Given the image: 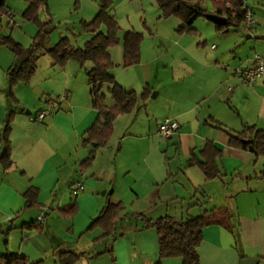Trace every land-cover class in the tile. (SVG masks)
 <instances>
[{"label": "crops", "instance_id": "obj_1", "mask_svg": "<svg viewBox=\"0 0 264 264\" xmlns=\"http://www.w3.org/2000/svg\"><path fill=\"white\" fill-rule=\"evenodd\" d=\"M79 6L86 23L92 22L100 11L98 0H80ZM112 12L116 14L114 4ZM156 14L158 18L164 17L158 4ZM263 22L264 19L262 23L257 20L260 26ZM136 26L139 23L131 28L140 31ZM263 30L264 26L262 31L252 33L255 51L244 65L252 64L255 53L264 52ZM183 33H176L174 45L166 46L170 53L176 48L172 54L155 43L158 38L164 44V34L158 31L142 47L139 62L111 68V74L129 89L137 87L133 76L125 74L127 69L135 71L142 88H149L151 93V84L157 78L158 85L153 88H158L155 96L161 98L151 109L152 106H147L150 93L138 108L119 115L111 136L121 129L120 138L130 140L118 152L110 150L108 155L99 152L106 143L96 150L94 161L87 166H83V161L94 147L83 145L82 139L97 118L98 110L93 105L85 67L72 59L62 67L53 65V60H45L47 66H37L35 82L15 85L16 99H13L8 93L5 73L14 62L7 67L0 63V133L13 112L10 132L13 163L8 169L0 163V223L4 229L14 225L7 234L0 232V255L17 252L38 264H61L62 251H71L78 255L74 264H156L157 230L145 227L142 219L131 217L133 212L144 211L152 218L167 213L187 217L201 213L204 208L226 206L233 213L235 232L220 224L206 226L199 246L200 264H240L247 256L257 257L258 264H264L261 157L256 156L255 148L250 149L252 145L247 148L231 145L225 130L226 127L238 131L244 124L264 129V76L253 84L244 82L235 72L239 65L228 67L224 55L211 51L217 49L216 44L210 50L193 51ZM87 34L90 38L92 33ZM223 35L218 34V38ZM119 45L123 46L122 42ZM122 61L123 54L117 62ZM29 92L38 96L40 102L33 105L38 110L47 106V100L53 98L50 96L60 98L59 107L43 120L37 119V114L30 116L31 108L23 110L26 105L31 106L27 99ZM225 96L230 112L225 110ZM109 102L112 104L113 99ZM166 117L179 123L178 130L169 137L158 132ZM172 138L180 144L173 156L166 148L167 139ZM208 140L223 151L219 160L222 173L209 180L197 164L188 163L192 150L198 153ZM2 148L0 141V152ZM77 181L84 182L85 188L74 195L71 188ZM30 187L38 189L39 209L25 207L23 194ZM67 190L75 196L74 201ZM109 200L122 202L125 208L114 235L105 236L103 227L89 228V225ZM73 203L74 213L66 211ZM36 220L42 223V229L24 225ZM182 262L181 257L162 259V264Z\"/></svg>", "mask_w": 264, "mask_h": 264}, {"label": "trees", "instance_id": "obj_2", "mask_svg": "<svg viewBox=\"0 0 264 264\" xmlns=\"http://www.w3.org/2000/svg\"><path fill=\"white\" fill-rule=\"evenodd\" d=\"M98 1L100 11L96 18L90 23L83 22L86 30L92 33L84 45H75L68 34L61 35L58 41L47 45L46 42L53 26L50 20L41 21L39 17L40 8L46 3V0H28V6L24 11V17L35 21L38 25L30 45H23L11 35H7L1 40L3 44L9 46L17 58V61L7 69V88L13 99H16L15 85L31 80L37 70L38 59L43 53H49L52 56L53 65L62 67L68 60L72 59L85 67L93 105L98 110V116L85 131L82 139L83 145L93 144L94 147L90 155L83 161V166L91 164L94 161L96 150L107 143L113 133L116 118L138 108L141 101H145L151 93L149 88H145L142 93L135 89L126 88L111 74L110 70L115 66L111 48L122 42L124 65L137 63L141 57L143 32L134 28L122 29L116 15L112 12L115 0ZM227 1H230L231 5H227ZM156 2L162 10V16L175 15L181 19L177 31L182 33L194 32L195 28L192 21L201 14L209 18L211 14L226 16V24L215 23L217 30L228 29L231 24H246L245 10L242 8L244 0H213L214 12H208L206 8L199 5H192L188 0H156ZM5 5L6 0H0V9L5 8ZM79 5L80 0H75L76 8ZM102 25H105L106 29H102ZM248 27L253 28L254 26ZM87 62H91V65H87ZM105 86L113 99L112 104L106 102ZM12 118L13 112L4 121V127L0 133V141L3 143L0 163L4 169H8L13 163L10 139ZM217 126L222 127V124L218 123ZM225 130L229 133L231 145L239 148H247L252 145L255 148L256 156L264 157L263 128L254 124H244L243 128L238 131H232L226 127ZM246 139H250V143L246 142ZM222 154V149L213 140H208L198 153L192 150L188 163L197 164L204 172L207 180L213 179L222 173L219 165ZM23 195L26 199V208L40 207L36 187H30ZM124 208L122 202L114 203L109 200L101 208L98 215L93 218L89 228L98 225L105 229V236L114 235L117 221L121 218ZM75 209L76 204L73 203L65 210L74 213ZM232 216L233 213L226 206L204 208L201 213L187 217L167 213L152 218L144 211L131 214V217L135 219H142L145 227H154L157 230L159 259L156 264H162L164 257H181L182 264H200L199 246L204 238V228L211 224H220L235 232L236 224L232 222ZM24 225L34 226L37 229L43 228L42 223L37 222V220ZM13 227L14 225L11 224L7 229H4L0 223V232L7 234ZM239 253L244 256L240 250ZM77 258L78 255L71 251H62L60 254L61 264H74ZM0 264H38V261L32 262L25 255L17 252H6L0 255Z\"/></svg>", "mask_w": 264, "mask_h": 264}, {"label": "rangeland", "instance_id": "obj_3", "mask_svg": "<svg viewBox=\"0 0 264 264\" xmlns=\"http://www.w3.org/2000/svg\"><path fill=\"white\" fill-rule=\"evenodd\" d=\"M245 1L249 5L250 9H252V11L254 12L256 19L261 21L262 23V20L264 19V0ZM189 2L193 5L197 4L202 8H206L208 12L215 11V5L213 0H189ZM28 3V0H6L5 8L0 9V63H5V67L10 65L12 61L16 62L17 58L15 57L14 53L11 51L9 46L3 44L1 40L7 35H11L15 40L21 42L25 46H28L33 42V35L38 29V25L35 21L28 20L24 17V11L27 8ZM79 7L76 8L75 0H46V3L40 8L39 17L41 21L50 20L53 26V30L51 31L48 37V41L46 42L47 45L55 43L56 41H58L61 35L66 34L71 36V38L73 37L75 39H72L74 43L78 45H84V43L89 39V36L83 23L82 15L78 11ZM156 8L157 4L155 0H115L114 3L115 13L117 14L115 15L116 17H118L122 29L126 30L125 28H131L134 23H139L140 26L136 27H138V29L143 32L141 49L143 46H145L147 42L151 41L152 38H154L152 36H154L155 33L159 31L164 34V37L162 39L164 44L162 45L161 40L158 38L156 39L155 43H157L160 48L162 47L166 53L172 54L176 51V48L173 47L170 53L167 51L166 46L174 45V36H176V33L182 34L181 32L177 31V28L181 23V19L175 15L170 17L158 18L156 14ZM192 25L195 28L194 32L191 31L183 33L185 34L187 40H190L192 50L196 51L198 50V48H209L208 50H210V46L212 44H216L217 49H211V51L224 55L225 65H228V67L229 65H232V68L236 67L235 65H243L248 60L249 56L252 55L253 51H255L253 47L256 41L255 37L251 38V36L253 35L252 33H255L256 31H262L264 26H260L259 24H257L255 28L249 29V27H246L245 23H241L240 25H229L228 30H217L215 23L204 14H201L195 19H193ZM103 27L104 29H106L105 25ZM218 34H224L223 38H218ZM203 43L206 44L204 45ZM122 54L123 46L119 45V43L111 48L112 59L115 62L114 67L126 66L124 65L123 61L120 62V64L119 62H117L120 61V59L122 58ZM39 58L41 60L40 61L38 59L39 67L47 66V63L45 64L43 61L53 60L52 56L49 53H43ZM87 65H91V62H87ZM130 65H134V63ZM7 69L5 73L6 79ZM170 71L171 66H169L168 69V72ZM36 72L34 73L33 77L29 82H35L36 79L34 78ZM128 73H130V75L133 76L134 81H136L135 85L137 87V91L139 93H142L144 88H142L143 85L140 83L141 81H138L139 78L137 73L135 71L134 73H132L131 69L130 71L129 69H127V71H125V74ZM156 79L157 78H155L154 83L151 84L153 92L151 93V96L147 103V106H152L151 109H154L155 104H157V102H159L161 98V96H155V92L158 91V88H153L154 85H158L156 83ZM38 82L41 83V80H38ZM23 86H26L27 88L30 87V89L33 90L31 86H28L26 84H23ZM104 90L106 92V97L108 98L106 102H109L110 100H112L111 94L108 91L107 87H105ZM50 97H53V99H57L56 96ZM27 99L31 106L26 105L25 109L23 110L24 112H26L28 109L31 108L32 112L29 115L33 116L34 114H37L40 111L36 108V106H33L36 104V102H40L39 98L38 96H36L35 93L29 92V94H27ZM227 99L228 96H225V110L230 112V108L227 107L229 106ZM58 107L59 104L54 108ZM151 111L152 110H150V112ZM117 120H119V117L117 118ZM120 132L121 129H117L116 133L110 136L111 138L107 141L106 146L102 147L99 152H104L105 155H108V152L110 150H113L114 153L118 152V148H121L123 144H126L127 140H130L120 138ZM177 141L178 140L176 138L167 139L166 141V148L169 149V152L172 156L174 155V152L179 150L178 147L180 144L177 143ZM110 160H112V157L110 158ZM260 161V163L263 165L261 170L264 171V157H261ZM68 196L72 201H74V195H71V193L68 192ZM33 209L35 210L36 207Z\"/></svg>", "mask_w": 264, "mask_h": 264}, {"label": "built area", "instance_id": "obj_4", "mask_svg": "<svg viewBox=\"0 0 264 264\" xmlns=\"http://www.w3.org/2000/svg\"><path fill=\"white\" fill-rule=\"evenodd\" d=\"M227 5H231L230 1H227ZM242 8L245 10V18L247 26H256L257 19L254 15V12L250 7L247 5L246 1L244 0L242 4ZM213 48L216 47L215 44L212 45ZM235 72L241 77V79L246 82L253 84L257 81L258 78L264 76V52H257L254 54L253 62L251 65H239L235 68ZM58 99L49 98L47 100V106L41 109L37 113V119L43 120L45 116L52 112L55 106H57L60 102ZM179 123L174 118L166 117L162 120L159 124V134L162 136H172V134L178 130ZM85 184L84 182L77 181L72 185V193L74 195L79 194L82 190H84ZM41 219L42 216H39Z\"/></svg>", "mask_w": 264, "mask_h": 264}, {"label": "water", "instance_id": "obj_5", "mask_svg": "<svg viewBox=\"0 0 264 264\" xmlns=\"http://www.w3.org/2000/svg\"><path fill=\"white\" fill-rule=\"evenodd\" d=\"M210 18H211V20L214 23H219V24H226L227 23V17L226 16H223V15L211 14L210 15ZM246 142H250V139H246ZM250 149L251 150H254V147L253 146H250ZM258 262H259V258H257V257H250V256L243 257L240 260V264H258Z\"/></svg>", "mask_w": 264, "mask_h": 264}]
</instances>
